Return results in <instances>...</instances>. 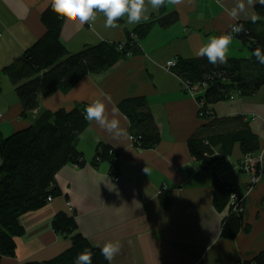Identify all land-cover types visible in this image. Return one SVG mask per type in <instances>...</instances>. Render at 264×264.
I'll return each instance as SVG.
<instances>
[{
	"label": "crops",
	"instance_id": "1",
	"mask_svg": "<svg viewBox=\"0 0 264 264\" xmlns=\"http://www.w3.org/2000/svg\"><path fill=\"white\" fill-rule=\"evenodd\" d=\"M51 2L0 0V136L6 138L30 127L43 112L71 111L97 100L104 104L106 119L118 121V128L109 132L95 121L89 123L77 145L84 165L63 167L55 179L60 196L20 218L25 233L16 239L15 257L4 258V264L44 263L67 252L71 240L52 228L60 213L75 217L78 232L94 248L119 242L120 251L112 264L252 261L264 251V175L249 191L250 176L238 168L243 156L239 145L219 162L215 173L219 180L246 196L243 228L235 240H224L221 231L229 208L218 211L214 207L215 175L192 157L188 142L213 119L227 131L237 128L239 121L234 119L241 117L264 151L263 87L254 96L212 106L215 118L204 121L198 116L196 101L164 66L170 60L205 57L198 52L210 39L227 35L239 22L253 21L255 6L264 0H165L158 10L145 0L147 20L130 25L125 15L115 28L105 27L106 17L99 11L93 10L95 19L83 24L74 16H64L60 38L71 54L103 42L126 43L138 26L171 13H177L179 20L168 28L154 24L137 53L103 73L84 77L68 93L41 95L38 109L23 116V106L5 70L45 36L41 18ZM240 49L246 48L234 38L227 58L239 59L235 55ZM132 98H145L154 117L160 143L153 149H137L129 139L130 122L118 106ZM101 145L117 154L116 170L108 162L96 163ZM116 177L118 183H114ZM163 187L165 192L158 196Z\"/></svg>",
	"mask_w": 264,
	"mask_h": 264
},
{
	"label": "trees",
	"instance_id": "2",
	"mask_svg": "<svg viewBox=\"0 0 264 264\" xmlns=\"http://www.w3.org/2000/svg\"><path fill=\"white\" fill-rule=\"evenodd\" d=\"M254 12L253 21L237 23L242 31L234 35L251 53L249 59L226 58L225 63L216 64L209 63L206 56L178 59L171 72L183 82L204 90L197 97V103L203 104L198 116L204 121L215 118L212 106L230 101L232 97L254 96L264 87V64L254 56L258 48L264 54V2L257 4ZM41 20L46 28L45 36L5 70L23 106V116L38 109L41 95L57 91L68 93L84 77L115 67L128 55L139 51L140 41L146 38L154 24L168 28L175 25L179 17L171 13L156 22L142 24L128 34L124 44L103 42L76 54H71L60 38L64 16L50 7ZM116 23L122 24V20ZM132 34L136 35V41L131 39ZM121 45L123 49H119ZM118 107L130 122V136L135 139L137 149H153L160 143V134L145 98L127 99ZM85 108L43 112L30 127L6 138L0 136V264H4V258L15 257L16 239L25 233L20 218L46 207L48 199L60 196L59 189L55 188L58 172L66 165H84L77 145L90 123L85 119ZM234 121H239L238 127L226 131L221 127L223 124L213 119L189 140L190 154L204 170L209 171L212 163L230 157L235 145L240 146L243 155L260 150L259 139L252 134L248 122L241 117ZM216 151L218 154L214 156ZM95 160L108 162L113 171L117 169L118 156L105 145L98 148ZM211 171L215 175L214 207L218 211L229 208L221 237L233 241L243 228V214L230 210V185L219 180L216 170ZM52 228L56 234L71 240V248L51 261L26 264H76L77 256L86 250L92 254V264H108L101 250L92 247L78 232L73 215H56ZM239 264H264V251L252 261Z\"/></svg>",
	"mask_w": 264,
	"mask_h": 264
},
{
	"label": "clouds",
	"instance_id": "3",
	"mask_svg": "<svg viewBox=\"0 0 264 264\" xmlns=\"http://www.w3.org/2000/svg\"><path fill=\"white\" fill-rule=\"evenodd\" d=\"M153 10H158L165 4V0H148ZM51 7L55 13L61 16L76 17L83 24L89 20L95 19L94 9L103 13L106 17L105 27H117L116 21L127 16L128 24H139L141 20H147V8L145 7V0H52ZM232 31L239 33L242 31V26L234 25ZM231 43V36L222 35L210 39L208 44L202 47L198 55L206 56L208 62L211 64L225 63L227 58L228 47ZM254 56L260 64H264V54L261 49L254 52ZM171 65L172 61L168 62ZM105 107L100 101H93L85 108V119L87 121H95L102 127H106L109 132L118 128V121H108L104 115ZM131 139V137H129ZM119 242H109L101 249V255L108 264H112L114 256L119 253ZM76 264H92V254L85 251L79 254L76 258Z\"/></svg>",
	"mask_w": 264,
	"mask_h": 264
},
{
	"label": "built area",
	"instance_id": "4",
	"mask_svg": "<svg viewBox=\"0 0 264 264\" xmlns=\"http://www.w3.org/2000/svg\"><path fill=\"white\" fill-rule=\"evenodd\" d=\"M237 25V24H236ZM234 26V25H233ZM232 26V27H233ZM232 27L230 28L229 32L227 33V35L231 36V41L234 39V35L236 34V32L232 31ZM131 39L136 41L137 37L136 35L132 34L131 35ZM119 49H123V45H121L119 47ZM172 61L171 65H169V61L166 63V65L164 66V69L166 71L169 72H173V68L176 67L177 64V60H170ZM181 85H182V90L187 93V95L191 96L197 103V97H199L202 93H203V89H201L198 86H192L189 85L187 82H183L182 80H180ZM232 99H234V97H232ZM198 105V110L202 108L203 104L202 103H197ZM202 116V115H200ZM131 141L132 143L135 142V139L133 137H131ZM97 161H99V159H97ZM264 151H258L257 153L254 154H247L244 155L242 157V159L240 160V167L239 170L245 174H248L249 177V183H248V189L249 191H251L263 178L264 175ZM75 167H79V165H74ZM216 164L214 163L212 165V167H215ZM119 182V178L116 177L114 179V183H118ZM228 189H230L231 193H230V199H229V206H230V210L233 211L236 214H243L245 211V200H246V196L241 195L236 187H229ZM166 188L163 187L160 191H158V196L163 195V193L165 192ZM53 201V199H48V202L51 203ZM70 206V204H68ZM70 213L72 212V209L70 207L69 209Z\"/></svg>",
	"mask_w": 264,
	"mask_h": 264
},
{
	"label": "rangeland",
	"instance_id": "5",
	"mask_svg": "<svg viewBox=\"0 0 264 264\" xmlns=\"http://www.w3.org/2000/svg\"><path fill=\"white\" fill-rule=\"evenodd\" d=\"M121 44H124V43H121ZM236 58H243V59H249L251 57V53L249 52V50L247 49H240L239 52L236 53L235 55ZM264 90V87L262 88ZM131 137V136H130ZM247 155V154H246ZM244 156V155H243ZM242 156V157H243ZM96 163H99V162H96ZM214 163H212L210 166H209V169L211 170H217L218 168V165H219V162H215L216 166L215 167H212ZM240 167V162H239V165H238V168ZM209 170V171H211ZM213 172V171H211ZM216 172V171H215ZM230 187H233V186H230ZM230 199V198H229ZM245 212V211H244ZM244 214V213H243Z\"/></svg>",
	"mask_w": 264,
	"mask_h": 264
}]
</instances>
